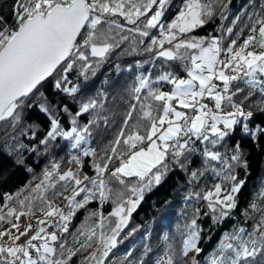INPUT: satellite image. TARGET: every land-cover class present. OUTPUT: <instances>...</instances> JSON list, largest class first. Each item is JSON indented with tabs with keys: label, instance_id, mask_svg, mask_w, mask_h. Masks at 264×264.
Returning a JSON list of instances; mask_svg holds the SVG:
<instances>
[{
	"label": "snow or ice",
	"instance_id": "1",
	"mask_svg": "<svg viewBox=\"0 0 264 264\" xmlns=\"http://www.w3.org/2000/svg\"><path fill=\"white\" fill-rule=\"evenodd\" d=\"M168 10L170 0H13L14 24H7L0 16V121L18 123L32 94L47 78L61 68L67 74L78 62H82L80 74L85 75L94 67L90 57L99 64L129 40L127 34L141 37L138 42L133 39V51L137 43L144 45V38H148L150 43L144 51L154 53L151 59L154 66H159L154 79L144 74L136 77L131 91L137 103L131 105L99 159H95L97 150L89 145V140L90 126L100 119L97 109L103 107L102 101L81 102L75 114L65 105L63 111L69 115L70 130L62 127L55 110L41 106L49 116L50 130L40 144L47 148L50 141L62 137L70 141L71 149L83 148V156L94 157L91 167L95 175L84 173L81 178V156L71 155L70 162L77 165L75 170L59 173L60 165L54 162L27 196L20 198L23 189L16 194L6 193L5 204L15 200L17 206L0 207V225H10L0 231V238L7 237V242L0 239V264H68L94 238L100 248L85 257L82 264H105L117 235L144 193L160 184L167 174L168 161L185 167L197 153L203 158L202 167L191 172L190 184L206 176L216 182L211 187L205 185L207 190L193 187L185 200L204 201L209 210L204 215H211L213 223L228 218L237 207L236 194L245 181H238L235 172L238 167L247 168L248 162L239 143L231 154L219 151L218 146H223L237 127L253 138L257 134L246 123L253 113H245L243 106L256 94L264 102V15L253 16L249 35L239 47L237 33V38L225 48L224 42L233 33L231 27L222 29L219 36L190 35L212 19V0H183L173 19L165 23ZM153 30H158V35H151ZM250 46L259 51L248 50ZM173 65H178L185 75L175 71ZM62 82L67 83L66 75L56 81L55 87L61 89ZM165 84L171 86L170 91L162 90ZM62 91L72 95L78 88L63 87ZM238 95H244V99L237 102ZM205 98L212 102L211 107L203 102ZM229 108L231 111L226 110ZM84 113H93V117L81 126L77 118ZM103 119L107 124V118ZM259 131L264 134V129ZM114 160L118 166L110 167ZM69 187L72 191L64 196L63 207L49 198L50 190L53 196H60ZM259 196L264 198V187ZM95 200L101 204L111 202L112 212L108 217L102 212H89L86 221L72 234L76 240L86 237L85 242L75 251L67 248L62 241L74 216L80 210L87 211ZM37 210L43 218L37 219L35 225L28 223L21 231V217L34 215ZM194 213L182 234L179 255L203 251L198 245L202 232L197 224L200 209L195 208ZM244 216L253 221L251 228L234 226L226 232L206 258V264H264V199H254ZM93 217L98 220L90 224ZM111 217L116 218L115 227L111 226ZM34 226L35 232L29 235ZM109 231L111 234L106 235ZM21 237H27L23 244L19 243ZM177 255L169 242L157 264H178ZM192 264H199L195 256Z\"/></svg>",
	"mask_w": 264,
	"mask_h": 264
},
{
	"label": "trees",
	"instance_id": "2",
	"mask_svg": "<svg viewBox=\"0 0 264 264\" xmlns=\"http://www.w3.org/2000/svg\"><path fill=\"white\" fill-rule=\"evenodd\" d=\"M183 0H170V10L166 12L163 18L165 23L171 21L179 11ZM214 15L212 19L203 27L195 29L190 35L196 37H206L210 33L216 36L221 35V30L233 28L230 39L224 42V47L230 43L231 39H236L239 33L240 39L236 47L243 43V39L249 35V28L254 15H264L261 4L264 0H212ZM13 0H0V16L9 24H14L12 12ZM121 23H124L120 18ZM236 21L233 24V21ZM128 27H131L129 25ZM129 35V40L123 42L119 48L107 56L106 59L96 64L95 59L90 57L89 62L93 68L87 70L85 75H81V63H76L75 67L67 74L63 73V68L52 77L46 79L38 90L34 91L28 101V107L23 109L21 120L12 124L0 121V207L17 206L16 201L5 204L4 195L16 194L20 192V198L29 194L31 188L35 187L43 178L45 169L51 170L52 163H59L57 170L63 173L69 169L75 170L77 165L70 162L71 155H79L82 159L81 178L84 173L89 176L95 175L91 167L94 157L83 156L81 150L70 148V141L58 137L55 141H50L47 148L40 144L47 132L50 130L49 116L41 110L42 105L55 110L59 115V120L65 130H70L69 115L63 111L65 105L71 114H75L81 102L89 99H96L103 102V107L97 109L100 119L95 125L90 126L91 137L89 145L95 148V159H99L105 154V149L110 140L119 130L123 119L132 104L137 103L134 99V93L131 89L135 84L136 77L140 74L150 75L153 79L159 74L158 63L154 66L151 57L154 53L144 51L150 41L145 39L144 45H135L133 51V39L139 41L141 37L136 34ZM151 35H158V30H153ZM83 36L79 40H83ZM166 47L168 45H165ZM248 50L259 51L258 47H251ZM225 57L222 55L221 59ZM174 70L181 75H185L178 65H173ZM231 74L229 70H225ZM62 75L67 76V83L62 82L63 87L76 86L77 93L69 95L55 87L56 81L61 79ZM244 87L243 84L240 85ZM171 86L165 84L163 91H170ZM247 94V90L244 95ZM244 95H238L237 102L244 99ZM205 103V101H203ZM208 104V103H207ZM211 104H209L210 106ZM244 112H252V117L246 121L249 128L256 131V136L245 135L237 127L235 133L226 138L223 146H218L221 152L228 151L239 143L240 150L244 153L247 160V168L238 167L235 175L238 181L245 183L241 190L236 194L237 207L231 210L228 218L218 223H213L211 215H204L209 210L204 201L192 202L186 201L185 197L193 187L197 185L204 188L207 185L211 187L216 181L210 176H206L199 182L190 184V174L193 170L202 167V157L197 153L188 161L185 167L168 161V172L160 184L154 185L150 191L144 193L143 199L128 218V223L120 230L116 237L115 247L105 258V264H157V261L163 255L165 246L171 242L178 255L176 257L178 264H192V257L195 256L199 264H206V258L213 253L221 237L233 229L234 226H244L251 228L252 220H245L244 211L254 199L259 202L264 199L259 196L261 188L264 187V134L259 129H264V102L259 94L253 95L244 103ZM231 111V109H226ZM186 111V110H185ZM93 117V113H84L78 117V123L82 126ZM107 118L108 123H104ZM135 119V117L133 118ZM89 145H84L87 147ZM146 145V143H145ZM118 166V161H113L110 167ZM128 179V178H125ZM135 183V180L130 181ZM115 184L116 182L113 181ZM27 186V187H26ZM119 188V185H117ZM72 188L66 191L62 190L60 196H53L50 190L48 195L53 203L64 205V196L70 195ZM114 205L111 202L101 204L99 200L92 201L87 211L80 210L70 223L68 233L64 234L62 242H66V247L73 251L80 249L86 237H80L79 240L73 238V233L86 221L89 212H102L108 217L112 212ZM199 208L200 213L197 218V224L202 229L201 239L198 241L199 247L203 250L200 254L189 252L187 256L179 255L182 245L183 233L186 231V225L194 216V209ZM67 211V209H64ZM42 213L38 210L34 215ZM98 217H93L90 224H95ZM115 217L110 218L112 227H115ZM8 223L0 225V231L9 228ZM99 229H97V234ZM110 231L106 235H110ZM167 237V239H166ZM147 246V247H146ZM100 244L94 238L89 247H85L68 264H82L85 257H90L93 252H97ZM67 253L65 252L64 258Z\"/></svg>",
	"mask_w": 264,
	"mask_h": 264
},
{
	"label": "rangeland",
	"instance_id": "3",
	"mask_svg": "<svg viewBox=\"0 0 264 264\" xmlns=\"http://www.w3.org/2000/svg\"><path fill=\"white\" fill-rule=\"evenodd\" d=\"M216 83L220 84L221 82L217 81ZM207 101H209V100H207ZM208 103L211 104L209 106V107H211L212 106V102L209 101ZM58 205L62 206V204H58ZM42 218H43V216H41V217H38V216H33V217L22 216L21 219H20V221H19V223H20V230L23 231L24 227H26L27 224L30 223V222L35 225V221L37 219H42ZM35 230H36V227L34 226L33 229L30 230L29 235L33 234L35 232ZM51 230L52 229H49V231H51ZM13 233L15 234V230H13ZM0 239H2L4 242H7V237L6 236L3 237V238H0ZM26 239H27V237H21V240L19 241V243L23 244ZM93 264H94V262H93Z\"/></svg>",
	"mask_w": 264,
	"mask_h": 264
},
{
	"label": "built area",
	"instance_id": "4",
	"mask_svg": "<svg viewBox=\"0 0 264 264\" xmlns=\"http://www.w3.org/2000/svg\"><path fill=\"white\" fill-rule=\"evenodd\" d=\"M207 100H208L207 98H205V99H204V101H205L206 103H208V102H209V101H207ZM208 104H209V103H208Z\"/></svg>",
	"mask_w": 264,
	"mask_h": 264
}]
</instances>
